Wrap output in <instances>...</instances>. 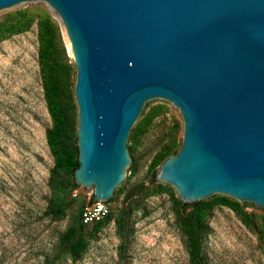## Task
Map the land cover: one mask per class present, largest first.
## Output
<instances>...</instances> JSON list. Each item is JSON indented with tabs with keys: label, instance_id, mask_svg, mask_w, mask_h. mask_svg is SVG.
<instances>
[{
	"label": "water",
	"instance_id": "95a60500",
	"mask_svg": "<svg viewBox=\"0 0 264 264\" xmlns=\"http://www.w3.org/2000/svg\"><path fill=\"white\" fill-rule=\"evenodd\" d=\"M45 5L74 69L72 182L106 203L135 168L130 138L153 103L181 119L155 171L180 203L224 196L264 213V0H0Z\"/></svg>",
	"mask_w": 264,
	"mask_h": 264
},
{
	"label": "rangeland",
	"instance_id": "374dc122",
	"mask_svg": "<svg viewBox=\"0 0 264 264\" xmlns=\"http://www.w3.org/2000/svg\"><path fill=\"white\" fill-rule=\"evenodd\" d=\"M14 12L24 13L29 25L0 41V264H49L50 250L57 237L74 223L83 206L92 201V190L67 185L61 194L62 217L52 221L43 215L50 196L46 183L52 158L44 138L50 118L37 64L38 19L48 16L58 29L56 52L58 61L68 70L73 134L74 69L59 25L45 5L20 6L1 15L0 22L12 20ZM153 107H159V113L130 144V160L135 168L127 186L114 192L105 203L108 215L104 222L97 227L86 226L87 244L78 259L72 261L59 253L51 264H190L185 239L175 223L173 203L177 196L162 182L149 184L147 177L151 160L162 148L168 145L174 150L178 148L181 119L168 103H153L146 112ZM135 186L146 187L151 194L132 196L133 202L125 199ZM243 210L249 214L248 225L226 207L216 205L209 210L200 241L202 264H264V213L251 205ZM127 211L122 249L116 222Z\"/></svg>",
	"mask_w": 264,
	"mask_h": 264
},
{
	"label": "trees",
	"instance_id": "16d2710c",
	"mask_svg": "<svg viewBox=\"0 0 264 264\" xmlns=\"http://www.w3.org/2000/svg\"><path fill=\"white\" fill-rule=\"evenodd\" d=\"M15 21L6 20L0 22V41L6 39L12 34L24 31L29 21L24 19L25 14L20 12L13 13ZM36 39L37 47V64L39 80L42 88L43 100L47 114L50 118V127L45 131L44 138L46 146L52 158V167L49 170L47 179V188L50 196L46 203L43 215L52 221L59 220L62 217L64 209L63 198L61 194L64 188L70 185L76 187L72 182V172L77 167L76 149L74 145V134L72 132V120L69 114V94L67 88L68 70L58 61L56 52V41L58 40V29L54 22L45 16L36 21ZM159 107L148 109L146 117L134 134L130 138V144L134 137L146 126L151 119L159 113ZM177 149L171 145L162 148L151 160L147 177L149 184H155L156 168L170 155L174 154ZM69 178H71L69 180ZM160 187L159 185H157ZM129 192H134L129 194ZM125 199L145 196L151 194L146 187L135 186ZM130 201V203H132ZM174 217L175 223L185 239L187 259L190 264H202L199 250L200 241L205 230L204 218L209 210L216 205L223 206L232 211L239 217L242 223L249 224V214L243 208L248 204L239 205L237 202L224 196H217L209 200H204L195 204L180 203L178 199L174 200ZM250 206V205H249ZM129 211V204L126 208ZM122 214L116 222L118 230L117 235L121 240L120 248H124L127 233V218L129 213ZM104 220L93 224L94 227L101 225ZM264 227V218L262 219ZM80 221V211L77 219L73 224L67 225L57 237L51 248V260L49 264L58 259L59 253H63L70 260L75 261L86 248L85 228Z\"/></svg>",
	"mask_w": 264,
	"mask_h": 264
},
{
	"label": "built area",
	"instance_id": "2783aa9c",
	"mask_svg": "<svg viewBox=\"0 0 264 264\" xmlns=\"http://www.w3.org/2000/svg\"><path fill=\"white\" fill-rule=\"evenodd\" d=\"M108 215L105 203L90 202L80 211V221L83 225H92L100 222Z\"/></svg>",
	"mask_w": 264,
	"mask_h": 264
}]
</instances>
